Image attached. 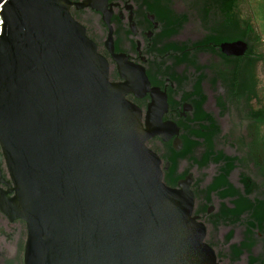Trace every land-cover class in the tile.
Masks as SVG:
<instances>
[{
    "label": "water",
    "instance_id": "95a60500",
    "mask_svg": "<svg viewBox=\"0 0 264 264\" xmlns=\"http://www.w3.org/2000/svg\"><path fill=\"white\" fill-rule=\"evenodd\" d=\"M113 5L0 0V146L14 184L0 176V208L26 223L23 264H218L194 213L192 173L166 184L169 162L147 145L182 147L177 124L162 119L172 82L152 87L141 65L114 53ZM72 6L100 14L120 82ZM128 22L133 33L131 13ZM219 48L238 58L248 44Z\"/></svg>",
    "mask_w": 264,
    "mask_h": 264
},
{
    "label": "rangeland",
    "instance_id": "374dc122",
    "mask_svg": "<svg viewBox=\"0 0 264 264\" xmlns=\"http://www.w3.org/2000/svg\"><path fill=\"white\" fill-rule=\"evenodd\" d=\"M137 5H141L143 0H134ZM227 0H171V7L183 21L178 27L175 39L179 42L189 45L201 41L206 35L213 30L231 29V23H234V31L241 35L250 47V52L239 62L223 61L209 50H198L190 56L194 66H187L182 71V84L188 88L192 83L196 72L203 77V91L205 93V108L216 120L219 126V132L214 136L215 149L222 150L227 155H237V147L233 143V137L249 135L252 132L253 139L264 138V123L257 126L255 123L258 116L257 110L261 111L260 117L264 118V0H235V6L232 14L224 10ZM82 21L88 28L89 34L100 44L106 37V30L101 27L99 18L85 11L82 15ZM230 24V25H229ZM124 26L122 25V28ZM103 32V33H102ZM120 46L128 48V42L120 35ZM238 71L239 82L243 88L242 97L236 99L231 106L226 101V90H222L219 74H229ZM224 93V96H222ZM225 98V99H223ZM256 116V117H255ZM248 137L247 140H250ZM150 146L158 153L162 154L163 146L157 140H152ZM204 149L203 144H199L194 149V155L199 156ZM218 169V165L209 162L204 167H199L188 158L179 160L178 170L188 171L196 179L197 204L203 202L201 189L210 181L211 177ZM249 173L254 183V191L251 197H264V177L257 171L253 165H243L237 161L236 166L229 174V181L239 189H242L240 175ZM223 203H228V199H220L215 193L211 195V201L205 203V206H211L210 212L216 213ZM247 215L244 214L233 223L225 220H218L206 223L207 233L214 237L217 242L225 243L224 237L229 231H232V239L238 240L243 236L245 221ZM213 221V222H212ZM219 247V248H218ZM222 254L217 259L218 264H246L247 254H242L239 258L229 260L228 252L224 251L225 246H217ZM252 253H257L264 257V238L257 237Z\"/></svg>",
    "mask_w": 264,
    "mask_h": 264
},
{
    "label": "flooded vegetation",
    "instance_id": "af4514ba",
    "mask_svg": "<svg viewBox=\"0 0 264 264\" xmlns=\"http://www.w3.org/2000/svg\"><path fill=\"white\" fill-rule=\"evenodd\" d=\"M70 1L79 2L82 0H70ZM109 2L112 4H118V5H113L112 7L113 15L111 18V24L113 26V37H114V53L117 54L123 53L126 56H128L129 61L141 65L145 69V73L147 77L148 75L151 76L153 81L149 78L148 79L152 87H158L161 91L164 92L165 85H170V81L172 82L173 87L166 86L167 109L163 113L162 119L164 121L170 120L175 122L179 127L178 137H180L181 134L180 123L194 124V121H191V117L196 113L195 102L200 101L202 96H205V93L203 91V77H201V74L199 72H196V75L192 83L189 85L188 88H184L182 81L185 78L182 75V71H184V68H186L187 66L190 65L195 66L192 65L193 63L191 61L190 56L194 53V51H198V50H209L211 53L216 54L218 58L220 60H223L224 62L226 61V58L228 59L237 58V57L225 56L220 51L219 45L222 42H230V41L223 40V41L215 42L213 40H210L206 43L198 44V42H202L207 36L216 35L220 30L218 29L211 31L201 41L194 42L189 45H185L184 43L179 42L174 38L176 33L169 36H163L162 33L167 28V26L165 27L164 24L158 22L156 20L155 15L153 13H150L147 10L146 6L142 5V3L141 5H137V3L134 0H109ZM170 3L171 1L163 4L168 6V8L173 12L175 17H180V15H178L175 11H173ZM85 11H89L91 14L96 15L99 18L101 27L106 30V27L102 23L101 16L99 13L86 8L76 10V8L73 6L70 9V13L73 16V18L84 26L87 36L96 44L98 52L106 58L109 64V80L111 82H120L121 79L117 74L115 63L113 62L110 54L107 52V50L104 47L105 39L100 44V42L95 40L89 34L87 26L82 21V15H84ZM130 13L132 14V21L134 25L133 33L130 32L128 27L129 26L128 16ZM122 25L124 26L123 28ZM223 30H225V28ZM116 34L117 35L121 34V37H123L128 42L127 45L128 48L125 49L120 46L121 39L120 37L119 38L116 37L115 36ZM117 39H119L118 49H116L115 46ZM235 40H241V39H235ZM169 45H174L179 48H182L183 46L185 47L180 52L172 51V50L165 51L166 47H169ZM184 55H186L187 58L186 61L179 62V58L183 57ZM199 77L201 78L200 81L201 93L197 94L195 92L194 85L196 84ZM165 78H168L170 81H165L164 80ZM218 80L221 82L220 84L223 85V81L221 79ZM222 90H224L225 93L226 90L225 86L222 88ZM224 93L222 96H224ZM205 102L206 100L201 105V107L204 111L208 112V110L205 108ZM152 140H157L162 144L163 146L162 154L165 153L166 149L168 148V145L172 147V139L168 141H161L159 138L153 137L147 141V145L153 150L155 149L150 146V142ZM158 154L160 155L163 161L162 154L160 153ZM0 161H1L0 176L3 178L4 181L8 180L11 187H14L13 181L10 177L9 170L6 164V160L2 153L1 146H0ZM165 161L167 160H164L163 163ZM177 171L181 172L179 170ZM187 173L183 174L181 178L184 177ZM190 188L194 193V213L196 215H201L199 216V219L206 226V223L210 222L212 217H214L212 216L213 213L210 212L211 206H207V209L204 211L202 210V208L205 206V203H207V200H203V202L199 205L197 204L196 202L197 195L195 194V190L197 189V184H196V179L194 177L190 184ZM245 229L246 228H244V230ZM252 231L256 232V229L254 228L252 229ZM26 235H27V229H26L25 221L18 216L10 220L8 215L0 208V264H23V250H24ZM255 236L263 237V234L255 233ZM224 240L225 243L223 244L222 242H217V240L214 237H210L207 233V226H206L205 241L214 249L217 259L222 254L221 252L222 249L220 248V250H217L216 249L217 246L224 245L225 246L224 251L229 252L231 250V245L235 243L239 244L241 243V241L244 240L248 241L249 239L246 237L244 238L243 235L238 240H233L232 237L227 240L224 237ZM254 245L252 246V250L254 249ZM242 254H247V253L243 252ZM252 254L255 256L258 255L257 253H252Z\"/></svg>",
    "mask_w": 264,
    "mask_h": 264
},
{
    "label": "trees",
    "instance_id": "16d2710c",
    "mask_svg": "<svg viewBox=\"0 0 264 264\" xmlns=\"http://www.w3.org/2000/svg\"><path fill=\"white\" fill-rule=\"evenodd\" d=\"M171 0H143L142 5L146 6L150 13H153L156 20L167 28L162 33L163 36H169L176 33L178 27L181 25L183 18L175 17L173 12L168 8L167 5L163 3H168ZM235 6V0H227L224 6V10L228 14H232V9ZM230 25V24H229ZM231 29H220L216 35L207 36L202 42L198 44L206 43L210 40L215 42L227 40L232 41L235 39H241L246 41L241 35L234 31V23H231ZM222 30V33H221ZM118 33V32H117ZM128 33V32H127ZM116 49L119 48V39H117ZM185 46L179 48L174 45H169L166 50L172 51H182ZM164 51V50H163ZM250 52V47L248 45V50L246 55ZM244 56L238 58H226V61L239 62ZM186 55L179 58V62L186 61ZM193 65V64H192ZM197 70L199 67L194 66ZM202 77V75H201ZM148 78L152 80L151 76ZM219 78L223 81V85L226 88V101L231 106L236 99L242 97L243 88L241 82H239L238 71L229 74H219ZM153 81V80H152ZM201 78L197 80L194 85L195 92L197 94L201 93L200 90ZM223 86V87H224ZM206 100L205 96H202L201 100L195 102L196 113L191 117V123H180V139L182 141V147L180 150L176 151L173 147L168 145L165 153L162 154L163 161L167 160L169 162L168 169L163 171V179L166 184L170 186H175L177 180L183 176V174L188 171L178 172L179 160L182 158H188L194 164L199 167H204L209 162H213L218 165V169L215 174L211 177L210 181L200 190L203 195V200L209 202L211 200V195L215 193L220 199H229L228 203H223L219 210L212 214L213 221L225 220L229 223H233L240 219L244 214L247 215L245 221V230L243 231L244 238H248V241H241L239 244L231 245V250L228 252L229 260H234L240 257L243 252L247 253L246 264H264V257L255 256L252 254V246L257 240L255 233L263 234L264 238V197H251L254 191V183L252 176L249 173H242L240 175V183L242 189L236 188L229 181V174L231 170L236 166V162L239 161L243 165H253L264 177V138L261 140L252 137V132L249 131V135H238L233 137V143L237 146V155H227L222 150L215 149L214 147V136L219 132V126L211 115V113L206 112L202 109L201 105ZM258 116L256 117L255 124L260 126L262 122L264 123V118L260 117L261 111L257 110ZM251 137L250 140H247ZM203 144L204 149L199 156H195L194 149L199 145ZM197 189L195 194L197 195ZM207 206H204L202 210H206ZM256 229L253 232L252 229ZM259 235V234H258ZM232 237V231H229L225 238L230 239Z\"/></svg>",
    "mask_w": 264,
    "mask_h": 264
},
{
    "label": "built area",
    "instance_id": "2783aa9c",
    "mask_svg": "<svg viewBox=\"0 0 264 264\" xmlns=\"http://www.w3.org/2000/svg\"><path fill=\"white\" fill-rule=\"evenodd\" d=\"M2 10V7L0 6V11ZM2 23H3V21H2V18H1V16H0V35H1V33H2Z\"/></svg>",
    "mask_w": 264,
    "mask_h": 264
}]
</instances>
